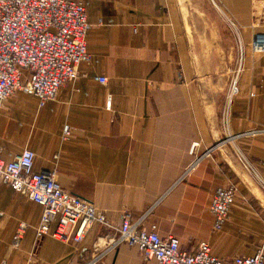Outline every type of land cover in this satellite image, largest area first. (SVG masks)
<instances>
[{"label": "crops", "instance_id": "0c3cea01", "mask_svg": "<svg viewBox=\"0 0 264 264\" xmlns=\"http://www.w3.org/2000/svg\"><path fill=\"white\" fill-rule=\"evenodd\" d=\"M88 19L92 58L76 80L42 107L22 90L0 105L2 158L31 149L35 171L56 169L65 188L114 225L124 211L146 214L145 227L176 236L188 253L208 242L228 262L254 255L264 239V53H254L251 41L264 32V3L88 0ZM239 67V92L231 96ZM29 75L23 70L22 80ZM65 125L73 130L68 140ZM233 185L237 199L215 232V192ZM42 211L0 181V264H157L137 246L109 245L115 232L102 224L80 243L39 240Z\"/></svg>", "mask_w": 264, "mask_h": 264}, {"label": "built area", "instance_id": "2783aa9c", "mask_svg": "<svg viewBox=\"0 0 264 264\" xmlns=\"http://www.w3.org/2000/svg\"><path fill=\"white\" fill-rule=\"evenodd\" d=\"M111 23L112 20L99 19L100 25ZM90 28L88 0H0V105L21 90L36 96L41 107L54 100L65 83L79 77V65L91 60L87 49ZM251 49L256 54L264 53V32L254 33ZM23 70L30 74L26 80H22ZM239 71L240 67L231 79V96L239 92ZM97 80L107 84L108 77L98 76ZM112 105L113 98L109 95L106 107L111 110ZM72 131L70 125H65L62 139L68 140ZM197 146V143L192 146L193 154ZM212 149L196 156L185 175L210 156ZM34 158L35 153L24 148L12 160L5 161L0 144V181L43 208L37 227L39 240L51 235L80 243L93 224H102L115 232L108 239L109 245L137 246L146 260H155L157 264H264V239L254 255L237 256L228 262L216 256L208 242H200L193 254L183 251L176 236L161 237L154 224L145 227L146 214L124 211L120 223L114 225L92 201L65 188L56 169L35 171ZM237 194L235 185L216 190L210 207L214 215L213 231L223 229ZM25 227L22 223L17 230L15 246Z\"/></svg>", "mask_w": 264, "mask_h": 264}, {"label": "rangeland", "instance_id": "374dc122", "mask_svg": "<svg viewBox=\"0 0 264 264\" xmlns=\"http://www.w3.org/2000/svg\"><path fill=\"white\" fill-rule=\"evenodd\" d=\"M263 3H264V0H262V1H261V0H259V4H263Z\"/></svg>", "mask_w": 264, "mask_h": 264}]
</instances>
